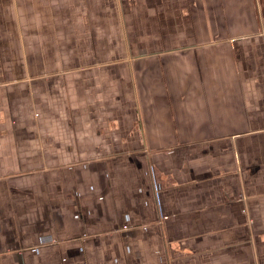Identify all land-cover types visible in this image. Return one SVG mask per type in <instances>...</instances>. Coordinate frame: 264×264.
<instances>
[{
  "label": "crops",
  "instance_id": "obj_1",
  "mask_svg": "<svg viewBox=\"0 0 264 264\" xmlns=\"http://www.w3.org/2000/svg\"><path fill=\"white\" fill-rule=\"evenodd\" d=\"M0 264H264V0H0Z\"/></svg>",
  "mask_w": 264,
  "mask_h": 264
}]
</instances>
